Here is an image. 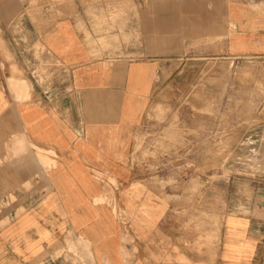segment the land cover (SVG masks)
<instances>
[{
  "label": "crops",
  "instance_id": "crops-1",
  "mask_svg": "<svg viewBox=\"0 0 264 264\" xmlns=\"http://www.w3.org/2000/svg\"><path fill=\"white\" fill-rule=\"evenodd\" d=\"M153 1L137 8L129 0L128 24L156 32L144 33L139 54L136 47L134 56L110 57L95 54L79 31L77 24H94L83 10L78 19L72 8L57 12L51 2L39 0L31 13L28 0H0V205L7 206L0 221L9 219L0 226V264H72L67 243L64 250L59 244L71 241L69 233L85 243L91 264H264L262 210L217 218L210 207L198 208L200 197L148 183L130 161V131L157 77L168 75V53L214 49L224 29L232 56L264 57V12L254 0ZM172 17L185 30L174 48ZM14 64L18 71L10 70ZM44 149L55 153L49 168L40 165ZM241 151L264 174V132L247 133ZM38 172L45 173L38 197L13 217L6 198ZM111 190L114 199L106 196Z\"/></svg>",
  "mask_w": 264,
  "mask_h": 264
},
{
  "label": "rangeland",
  "instance_id": "rangeland-1",
  "mask_svg": "<svg viewBox=\"0 0 264 264\" xmlns=\"http://www.w3.org/2000/svg\"><path fill=\"white\" fill-rule=\"evenodd\" d=\"M28 1L32 13L39 7V0ZM45 1L51 2L57 12L72 8L78 19L83 14L85 21L94 22L77 26L97 55L134 56L136 47L138 54L143 47L144 33L156 32L155 28L145 30L141 24H128L129 0H41ZM254 1L257 9L264 12V0ZM151 3L155 6L153 0H136L137 8ZM152 14L154 19V10ZM223 19L221 12L218 23ZM175 20L178 19H170L174 24H169L168 33L173 48L185 31L183 24H176ZM219 33L218 29L214 49L202 45L195 51L168 53V75L157 77L156 90L146 102L141 120L130 131V161L139 168L143 179L160 188L168 186L170 193L181 197H200L198 208L208 212L210 207L217 218L228 212H264V174L256 172L259 169L255 162L247 164L252 157L241 151L247 133L264 132V57L232 56L223 43L224 29ZM10 70L18 71L15 64ZM40 154L42 168L54 164V151L44 149ZM94 173L117 185L109 173ZM44 180L45 173L38 172L32 181L8 195L6 202L14 209L13 217L33 204L39 195L35 186ZM115 195L114 190L106 194L113 199ZM99 200L110 201L105 197ZM5 207L0 205V209ZM112 207L117 213L126 212L118 204L113 203ZM190 207L180 208L187 212ZM177 208L173 206V211L177 212ZM8 222L9 219L2 220L0 226ZM68 235L70 242L66 237L59 242L62 250L66 242L72 251L66 254L67 260L72 264H91L82 239Z\"/></svg>",
  "mask_w": 264,
  "mask_h": 264
},
{
  "label": "bare ground",
  "instance_id": "bare-ground-1",
  "mask_svg": "<svg viewBox=\"0 0 264 264\" xmlns=\"http://www.w3.org/2000/svg\"><path fill=\"white\" fill-rule=\"evenodd\" d=\"M20 84H22L23 87L27 88V82L25 80L22 81ZM14 92H16L15 89H14Z\"/></svg>",
  "mask_w": 264,
  "mask_h": 264
}]
</instances>
